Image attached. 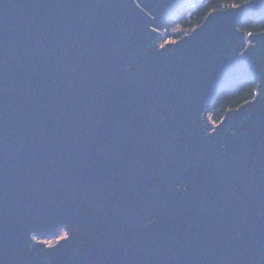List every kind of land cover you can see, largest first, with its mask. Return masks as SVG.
<instances>
[{
  "label": "water",
  "instance_id": "water-1",
  "mask_svg": "<svg viewBox=\"0 0 264 264\" xmlns=\"http://www.w3.org/2000/svg\"><path fill=\"white\" fill-rule=\"evenodd\" d=\"M193 1L0 0V264H264V0Z\"/></svg>",
  "mask_w": 264,
  "mask_h": 264
},
{
  "label": "trees",
  "instance_id": "trees-1",
  "mask_svg": "<svg viewBox=\"0 0 264 264\" xmlns=\"http://www.w3.org/2000/svg\"><path fill=\"white\" fill-rule=\"evenodd\" d=\"M247 0H202L171 19L163 28V39L172 37L175 40L200 24L205 16L213 9L240 4ZM241 29L247 33L264 30V16L259 21L250 17L244 21ZM257 83L244 80L235 82L224 88L213 99L209 108V116L214 123L222 120L227 110L236 108L254 97Z\"/></svg>",
  "mask_w": 264,
  "mask_h": 264
},
{
  "label": "rangeland",
  "instance_id": "rangeland-1",
  "mask_svg": "<svg viewBox=\"0 0 264 264\" xmlns=\"http://www.w3.org/2000/svg\"><path fill=\"white\" fill-rule=\"evenodd\" d=\"M170 40H175V39L172 37H166L161 40L160 45H163L166 41H170ZM66 235H67V232L65 230H62L58 235L45 238L44 241L46 242V244L51 245V244H54L58 239H61L62 237Z\"/></svg>",
  "mask_w": 264,
  "mask_h": 264
},
{
  "label": "bare ground",
  "instance_id": "bare-ground-1",
  "mask_svg": "<svg viewBox=\"0 0 264 264\" xmlns=\"http://www.w3.org/2000/svg\"><path fill=\"white\" fill-rule=\"evenodd\" d=\"M193 0H187V2H192Z\"/></svg>",
  "mask_w": 264,
  "mask_h": 264
}]
</instances>
